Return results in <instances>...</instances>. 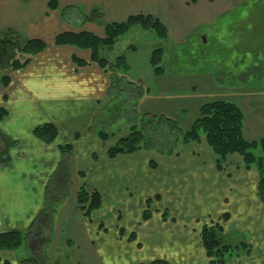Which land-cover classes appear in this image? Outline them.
<instances>
[{
	"label": "crops",
	"instance_id": "obj_1",
	"mask_svg": "<svg viewBox=\"0 0 264 264\" xmlns=\"http://www.w3.org/2000/svg\"><path fill=\"white\" fill-rule=\"evenodd\" d=\"M172 1L59 0L50 9L48 0H0V36L12 30L22 42L37 38L45 43L24 67L7 74L6 84L0 75L5 112L0 118V147H5L0 153V233L25 226L26 240L51 242L50 255L59 264H135L157 258L171 264H215L201 231L218 221L224 241L247 246L222 264H264V201L257 194L256 164L246 167L233 153L218 167L203 134L170 150L151 144L110 157L111 137L103 141L98 131L107 132L106 117L122 116L123 110L115 115V101L123 95L109 91L114 74L95 62L78 64L75 59H89L88 49L55 43L64 31L88 30L103 37L104 23L135 14H151L171 32L178 16ZM93 9L100 10V21L86 20ZM154 48L131 45L120 53L126 55L131 79L146 87ZM261 112L243 121L244 137L264 138ZM45 122L57 129L49 143L33 132ZM65 144L68 150L60 148ZM255 152L263 154L260 148ZM78 159L87 164L75 166ZM60 169L68 173L62 190L55 180ZM80 187L101 197L88 215L77 206ZM53 193L51 199H59L51 207L49 228L32 225ZM0 264H18L13 250H0Z\"/></svg>",
	"mask_w": 264,
	"mask_h": 264
},
{
	"label": "rangeland",
	"instance_id": "obj_2",
	"mask_svg": "<svg viewBox=\"0 0 264 264\" xmlns=\"http://www.w3.org/2000/svg\"><path fill=\"white\" fill-rule=\"evenodd\" d=\"M172 3L178 13L173 26L176 28L168 32L160 20L167 31L165 38L158 37L153 30L132 25L113 44L105 45L108 51H102L104 44L100 45L99 54L114 59L117 54L126 53L131 45L142 49L148 45L162 48V72L146 77L147 87L131 79L128 69L116 68L117 72L110 74L115 77L110 79L113 84L109 85V91L123 95L115 101V115L123 110L122 116L113 121L111 117L104 119L109 123L103 128L111 137L110 144L136 124L151 137L143 146L152 144L170 150L179 141L175 133L189 128L198 116L199 106L216 99L237 104L244 112V122L251 121L257 111L264 114V0H173ZM188 26L191 28L185 30ZM144 92L149 94L143 97ZM164 118L175 120V132L171 128L165 130L158 123ZM74 163L75 166L87 164L79 159ZM48 201L51 205L57 203L50 198ZM14 229L26 232V227L20 224ZM26 238L13 249L18 264H25L24 259L32 256H37L38 264H59L50 255L51 242ZM223 242L231 246V252L247 251L233 247L238 242ZM31 249L37 250L36 255Z\"/></svg>",
	"mask_w": 264,
	"mask_h": 264
},
{
	"label": "trees",
	"instance_id": "obj_3",
	"mask_svg": "<svg viewBox=\"0 0 264 264\" xmlns=\"http://www.w3.org/2000/svg\"><path fill=\"white\" fill-rule=\"evenodd\" d=\"M59 0H48L47 4L50 9L57 7ZM101 12L98 9L91 10L86 15L88 21H100ZM139 25L144 29L153 30L158 37L165 38L167 31L161 21L151 14H135L130 15L126 20L120 22L104 23L103 37L97 36L95 33L88 30H80L77 32L64 31L58 33L54 40L56 44H72L78 48L89 50V59H75L78 64H85L90 62L97 63L100 67L106 70L110 69L117 72V69L128 68L126 55H118L114 62L107 58L99 56L98 47L101 44H113L115 39L125 33L130 26ZM18 33L8 30L5 34L0 36V72H2L1 82L6 84L8 82V73L10 71L24 67L33 55L42 50L45 43L41 39L32 38L26 39L23 42ZM162 48H154L150 55V65L152 72L159 74L162 72L160 61L162 59ZM3 108H0V118L4 115ZM243 119L244 114L242 109L232 101L225 99H216L204 102L199 106L198 116L192 121L189 128L175 133L176 139L179 141L175 143V147L179 142H189L199 140L203 134L206 142L215 153V162L219 167L223 164L228 155L237 153L242 157V161L246 167L251 164H256L259 172L257 182V194L260 200L264 201V138L248 139L243 135ZM160 125L165 130L171 128L175 132L177 125L175 120L164 118ZM34 134L41 138L46 143L52 142L57 134L56 127L48 122L36 125L33 129ZM98 136L105 141L110 138L104 130L98 131ZM150 134L146 130L138 129L136 124L129 127L128 132L119 136L114 143L107 146V154L112 157L119 153L132 152L149 142ZM62 150L69 148L68 144L60 147ZM260 148L263 154H256L255 150ZM56 175V182H60L59 188L62 190L68 180V173L65 169L58 170ZM57 193H53L49 198H53ZM59 196V195H58ZM77 206L84 214L88 215L91 210L97 208L101 204V197L98 192L86 191L84 187H80L76 194ZM47 200L44 207L38 212L34 223H41L43 227L49 228L52 205ZM147 215V213H146ZM225 219V216L221 217ZM46 228V227H45ZM222 225L216 221L209 225H204L201 231L202 244L206 250L211 261L215 264H222L226 260L227 255L237 250H233L229 244L222 240L220 234ZM26 238V234L20 230L10 229L0 233V250H13L19 247ZM236 248H247L244 243L233 245ZM37 257V256H36ZM34 256L29 259H24V262L31 264H38ZM25 263V264H26ZM135 264H171L164 259H153L149 262H138Z\"/></svg>",
	"mask_w": 264,
	"mask_h": 264
},
{
	"label": "flooded vegetation",
	"instance_id": "obj_4",
	"mask_svg": "<svg viewBox=\"0 0 264 264\" xmlns=\"http://www.w3.org/2000/svg\"><path fill=\"white\" fill-rule=\"evenodd\" d=\"M4 143H6L7 145H9V144H8V142H7V141H5V140H4ZM0 149H1V150H0V153H1V151H5V150H4V149H5V147H3V148H2V145H1Z\"/></svg>",
	"mask_w": 264,
	"mask_h": 264
}]
</instances>
